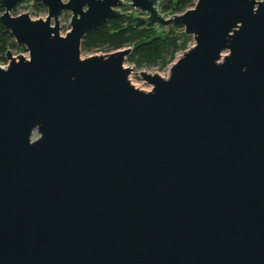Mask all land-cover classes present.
<instances>
[{
	"label": "water",
	"instance_id": "obj_1",
	"mask_svg": "<svg viewBox=\"0 0 264 264\" xmlns=\"http://www.w3.org/2000/svg\"><path fill=\"white\" fill-rule=\"evenodd\" d=\"M27 1L0 0L30 53L0 65V264H264V0L170 18L161 0H34L46 19L13 16ZM125 1L196 40L169 78L141 72L150 91L131 48L81 56Z\"/></svg>",
	"mask_w": 264,
	"mask_h": 264
},
{
	"label": "trees",
	"instance_id": "obj_2",
	"mask_svg": "<svg viewBox=\"0 0 264 264\" xmlns=\"http://www.w3.org/2000/svg\"><path fill=\"white\" fill-rule=\"evenodd\" d=\"M161 5L162 11L173 10L175 13L186 12L197 0H167ZM4 8L0 5V10ZM178 24L168 26L159 32L154 24L139 18L136 14L123 13L110 20L102 27L86 34L82 41V49L87 52L97 50L117 51L133 46L132 57L137 62H158L167 64L176 54L187 47L191 37L177 32ZM11 32L0 22V51L8 48L13 41ZM16 45V43H12Z\"/></svg>",
	"mask_w": 264,
	"mask_h": 264
},
{
	"label": "rangeland",
	"instance_id": "obj_3",
	"mask_svg": "<svg viewBox=\"0 0 264 264\" xmlns=\"http://www.w3.org/2000/svg\"><path fill=\"white\" fill-rule=\"evenodd\" d=\"M65 1H67V0H65ZM197 1L194 3V5L191 8L196 7ZM167 2H168L167 0H161L160 12L163 16H165L166 18H170V17H174V15L183 14L181 12L175 13L173 10L162 11L161 5L163 3H167ZM191 8H189V9H191ZM118 9H120L123 13H126V14H130L131 10H132L133 14H136L139 18H141L143 20H146V17L149 16V14L147 12H142L139 9L131 8L130 5L127 3V1H125L124 4H122L121 6H119ZM28 12H30V13H28ZM19 13H23V14L28 13L33 20L46 19L45 10L43 7H40V6H36L30 10L21 9L17 12L12 13V15L18 16ZM72 15H73L72 12H67V13H63V15L60 17V34L63 36H66L67 33L71 31ZM54 24H55V22H54V20H52V25H54ZM154 25H155L156 29L159 28L158 24H154ZM176 30L179 33H182L183 31L185 32L184 26H181V27L177 28ZM189 36L191 37V39L189 40L187 47L183 50H180L176 54V56L173 59H171V61H169L167 64H163L162 61H158L155 63L144 62V63L140 64L139 62H137L136 60L133 59V57H132L133 51H131V53L126 56V59L124 62V66L131 69V73L129 75V79H130L131 83L141 90L150 91L153 89V86L147 80H145V78H143L141 72L145 71V72L150 73V74H158L164 78H169L170 74H171V68L175 64V62L181 56H183V54L186 51H188L190 48H192L193 46L196 45V40H195L194 36H192V35H189ZM12 43H16V45H12ZM7 47L8 48L4 49V51H2V52L0 51V65H3V66L9 65L10 62H9V59L7 58V55H6L8 50L11 51L13 57H15L17 60L20 58V57H17L20 54L23 55V57H25L27 59L30 58L29 50L25 46H21V45L17 44L15 38H13V41ZM126 48H131L133 50V46L126 47ZM112 52H114V51L109 52L106 50H97V51H93V52H87V51H84L82 49L81 50V56L83 58H87V57L95 56V55H98V56L106 55L107 56V54H110ZM228 53H229L228 51H225L223 54L226 55Z\"/></svg>",
	"mask_w": 264,
	"mask_h": 264
},
{
	"label": "built area",
	"instance_id": "obj_4",
	"mask_svg": "<svg viewBox=\"0 0 264 264\" xmlns=\"http://www.w3.org/2000/svg\"><path fill=\"white\" fill-rule=\"evenodd\" d=\"M33 1L34 0H28L26 2V6L24 8H19L18 10L13 11L12 13L17 12V11H19L21 9H28V10H30V9L36 7L37 5H35V3ZM43 8L45 10L46 17H47L48 16V9L46 7H43ZM4 11H5V9H3L2 11L0 10V15H2L4 13ZM21 14H23V13H19V15H21ZM1 66L2 67H7L8 65H6V66L1 65Z\"/></svg>",
	"mask_w": 264,
	"mask_h": 264
}]
</instances>
